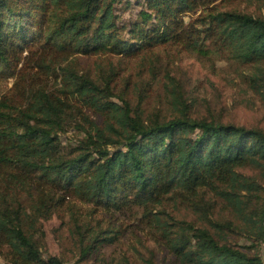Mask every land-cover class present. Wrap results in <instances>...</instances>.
I'll use <instances>...</instances> for the list:
<instances>
[{
	"label": "trees",
	"instance_id": "trees-1",
	"mask_svg": "<svg viewBox=\"0 0 264 264\" xmlns=\"http://www.w3.org/2000/svg\"><path fill=\"white\" fill-rule=\"evenodd\" d=\"M215 1L137 0V18L123 21L120 11L134 0H0V79L19 76L16 70L27 60L60 77L66 98L27 86L24 104L12 89L0 96V236L25 264L45 262L24 229L27 198L41 217L68 198L121 211L172 192L188 195L201 209L202 198L193 197L205 188L232 208L238 223L203 213L213 231L169 232L175 255L184 264H264V188L238 170L264 165V131L186 111L144 119L126 100L114 99L113 73L100 83L71 65L78 55L131 57L168 43L202 48L208 40L227 46L243 63L264 64V17L208 9ZM201 7L205 15L187 20ZM30 45L36 52L25 54ZM245 77L264 96V66ZM68 97L110 112L113 120L85 130L71 149L61 134L79 106ZM230 233L241 240L228 242Z\"/></svg>",
	"mask_w": 264,
	"mask_h": 264
},
{
	"label": "rangeland",
	"instance_id": "rangeland-1",
	"mask_svg": "<svg viewBox=\"0 0 264 264\" xmlns=\"http://www.w3.org/2000/svg\"><path fill=\"white\" fill-rule=\"evenodd\" d=\"M136 1L129 10L120 11L123 21L137 18L141 4ZM217 6L264 17V0H216L208 9ZM205 10V7L199 8L187 20L202 17ZM28 50L25 54L31 50L36 52L37 48L30 45ZM27 62L23 60L18 66L19 76L10 74L0 79V96L12 89L24 104L27 86L30 92L33 88L44 89L66 99L60 77L44 69H33ZM71 62L80 73L100 83L113 73L118 84L114 99L119 104L126 100L131 112L144 119L167 120L186 111L196 119H216L264 131V96L254 92L245 77L264 64L243 63L218 41L208 40L202 48L168 43L131 57L78 55ZM67 100L72 106H79V109L73 108L72 122L61 134L69 149L86 136L85 130L106 127L113 121L110 112L97 110L72 97ZM238 170L264 188V165L248 164ZM193 198H202L200 205L204 208L192 205L189 196L179 192L169 193L160 202L121 211L68 198L45 217L35 214L27 198L24 229L45 260L27 264H55V261L60 264H184L170 247L169 232L192 227L213 231L203 213L215 220L230 219L238 223V215L209 188ZM241 238L238 234L227 236L233 244ZM0 264H25L12 244L1 236Z\"/></svg>",
	"mask_w": 264,
	"mask_h": 264
}]
</instances>
